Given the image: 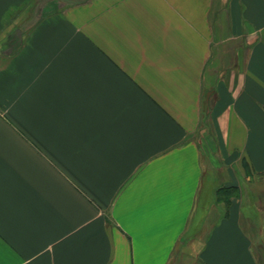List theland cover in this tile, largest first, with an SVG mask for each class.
<instances>
[{
    "label": "crops",
    "instance_id": "0c3cea01",
    "mask_svg": "<svg viewBox=\"0 0 264 264\" xmlns=\"http://www.w3.org/2000/svg\"><path fill=\"white\" fill-rule=\"evenodd\" d=\"M263 172L264 0H0V264H262Z\"/></svg>",
    "mask_w": 264,
    "mask_h": 264
},
{
    "label": "trees",
    "instance_id": "16d2710c",
    "mask_svg": "<svg viewBox=\"0 0 264 264\" xmlns=\"http://www.w3.org/2000/svg\"><path fill=\"white\" fill-rule=\"evenodd\" d=\"M258 176H259V178L264 179V172L258 174ZM235 190H236V188H234V187L229 188V192H230L231 194H234Z\"/></svg>",
    "mask_w": 264,
    "mask_h": 264
},
{
    "label": "rangeland",
    "instance_id": "374dc122",
    "mask_svg": "<svg viewBox=\"0 0 264 264\" xmlns=\"http://www.w3.org/2000/svg\"><path fill=\"white\" fill-rule=\"evenodd\" d=\"M262 232H263V231H262ZM263 233H264V232H263ZM263 242H264V240H263ZM259 243L261 244V243H262V241L260 240V241H259ZM257 246H258V245H257ZM262 246H263V248H264V245H262ZM262 252H263V253H262V256H264V250H262ZM263 258H264V257H263ZM262 264H264V261H263V263H262Z\"/></svg>",
    "mask_w": 264,
    "mask_h": 264
}]
</instances>
